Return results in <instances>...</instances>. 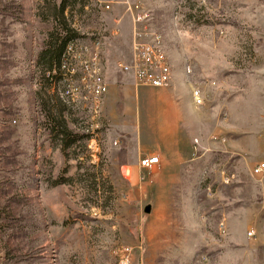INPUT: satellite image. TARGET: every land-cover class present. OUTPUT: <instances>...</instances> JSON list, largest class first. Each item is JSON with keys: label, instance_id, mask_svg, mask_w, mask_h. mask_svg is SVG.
<instances>
[{"label": "rangeland", "instance_id": "374dc122", "mask_svg": "<svg viewBox=\"0 0 264 264\" xmlns=\"http://www.w3.org/2000/svg\"><path fill=\"white\" fill-rule=\"evenodd\" d=\"M126 2L149 14L165 88L118 69L131 53ZM58 3L0 0V264H264V231L246 227L264 221L252 162L264 148V0H64L71 39L102 40L112 96L97 114L45 80ZM177 81L190 91L177 90L174 118ZM170 148L177 169H137Z\"/></svg>", "mask_w": 264, "mask_h": 264}, {"label": "built area", "instance_id": "2783aa9c", "mask_svg": "<svg viewBox=\"0 0 264 264\" xmlns=\"http://www.w3.org/2000/svg\"><path fill=\"white\" fill-rule=\"evenodd\" d=\"M123 5L131 17V53L128 62L119 63L118 69L131 76L133 86L167 87L165 80L167 63H164L160 54L161 41L155 40L154 34L145 32V23L149 19V14L138 2L133 4L126 2ZM102 8L109 10L108 4H103ZM101 43L100 38L90 44L78 40H70L66 43L58 68L45 74L52 87L56 88L61 102L70 106L86 103L90 105L95 114L99 112L101 101L108 92V84L103 78L100 63ZM187 72L189 71L187 70ZM54 78L57 81H54ZM192 99L196 106H200L202 104L200 91L193 90ZM212 139L221 142L223 138ZM158 166L159 160L155 155L145 156L137 161V169L141 171H154ZM253 175L264 179V163H259L254 167ZM123 176L125 179L129 177V169L123 172ZM254 235V231L247 233V236L251 238Z\"/></svg>", "mask_w": 264, "mask_h": 264}, {"label": "crops", "instance_id": "0c3cea01", "mask_svg": "<svg viewBox=\"0 0 264 264\" xmlns=\"http://www.w3.org/2000/svg\"><path fill=\"white\" fill-rule=\"evenodd\" d=\"M173 76V75H172ZM171 81H172V79H171ZM133 84V83H132ZM178 84V85H177ZM172 85V84H171ZM132 86V85H131ZM113 89V90H112ZM181 89H182V91L184 92V93H187L188 91H190L189 90V86L188 85H186V84H184V83H181L180 81H177L176 83L174 82L173 83V85H172V93H170L169 92V94L171 95V97L173 98L172 99V111H171V114L173 115V117L175 118V116L178 114L177 113V109L178 108H180L179 107V104L176 102V100H175V98H177L178 97V92H177V90H179V91H181ZM111 91H115V87L114 88H112L111 87ZM108 92H109V94H108ZM107 92V94L105 95L106 96V99L105 100H109V99H111V96H112V93H110V91H108ZM107 100V101H108ZM188 103H189V106H190V101L188 100ZM177 121H179L178 119H177ZM173 133V132H172ZM177 139H180L179 137H177L176 136V134H175V132H174V135L172 136V140H177ZM236 144H238V142H236ZM236 144L235 143H233V144H231L230 146H228L227 145V147H229V149H230V151L232 152V151H236V149H238V148H235V146H236ZM240 150V149H239ZM240 151H242V150H240ZM262 153L260 154V155H258V156H255V158H257V159H255V158H253V165H254V167L258 164V161L259 160H261V158L262 159H264V148L262 149ZM244 152V151H243ZM180 155H179V153L177 152V151H175L173 148L171 149H166V150H163L162 152H159V156H157L158 157V160H159V166H158V168L156 169V172H158L159 173V171H160V169H161V167L163 166V168H164V173H166V172H169V169H174V167H175V169H177L178 168V163H179V160H178V157H179ZM261 157V158H260ZM262 162V161H261ZM165 163H166V166H165ZM254 167H253V169H254ZM253 177V176H252ZM260 186H258L256 189H255V193L257 194V195H255L254 193V200H263V202H264V181L261 183V184H259ZM247 191H249V188L247 189ZM257 202V201H256ZM254 211H255V209H254ZM260 213H262V210H260ZM259 213V214H260ZM229 221H230V219L228 218V216H226L224 219H223V221L222 222H224L225 223V225L226 226H228V227H232V226H230L229 225ZM246 227L247 228H254V230L256 231V232H263L264 231V221H260V220H258V216H255V218H254V220L252 221V220H250L248 223H247V225H246ZM255 233V232H254ZM258 245H264V241L263 242H261V243H259Z\"/></svg>", "mask_w": 264, "mask_h": 264}, {"label": "trees", "instance_id": "16d2710c", "mask_svg": "<svg viewBox=\"0 0 264 264\" xmlns=\"http://www.w3.org/2000/svg\"><path fill=\"white\" fill-rule=\"evenodd\" d=\"M63 1L64 0H59V8L55 18L53 19L52 31L49 33L47 42L41 50V56L46 58L48 65V71H46L45 74L50 73L54 68H58L64 47L68 41L72 40L71 31L66 27L62 18V10L64 8ZM45 80L50 83V80L46 77ZM54 81H57V79L54 78Z\"/></svg>", "mask_w": 264, "mask_h": 264}, {"label": "bare ground", "instance_id": "6f19581e", "mask_svg": "<svg viewBox=\"0 0 264 264\" xmlns=\"http://www.w3.org/2000/svg\"><path fill=\"white\" fill-rule=\"evenodd\" d=\"M155 40H158V36L155 37ZM160 54H161V57H162V60L164 61V63H167L166 60H165V57L163 55L162 50H160ZM170 79H171V70H170V68L168 66V63H167V70H165V80L167 81V86L170 83Z\"/></svg>", "mask_w": 264, "mask_h": 264}, {"label": "water", "instance_id": "95a60500", "mask_svg": "<svg viewBox=\"0 0 264 264\" xmlns=\"http://www.w3.org/2000/svg\"><path fill=\"white\" fill-rule=\"evenodd\" d=\"M142 212H143V214H149L150 206L149 205L144 206L142 209Z\"/></svg>", "mask_w": 264, "mask_h": 264}]
</instances>
